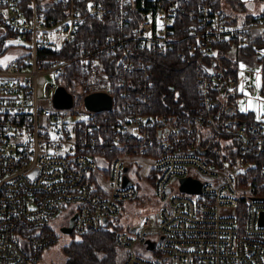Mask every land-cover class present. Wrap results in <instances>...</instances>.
<instances>
[{
    "label": "built area",
    "instance_id": "2783aa9c",
    "mask_svg": "<svg viewBox=\"0 0 264 264\" xmlns=\"http://www.w3.org/2000/svg\"><path fill=\"white\" fill-rule=\"evenodd\" d=\"M88 18L114 31L64 56ZM251 45L264 46V0H0V264L39 261L64 212L78 235L111 226L140 194L132 168L161 206L116 232L119 264H264V121L218 110L239 78L217 60L239 52L261 66L264 51H240ZM171 50L200 53L194 112L150 111L154 70L141 53ZM59 85L70 107L55 105ZM95 91L112 107L87 108ZM184 177L200 191L182 190Z\"/></svg>",
    "mask_w": 264,
    "mask_h": 264
},
{
    "label": "trees",
    "instance_id": "16d2710c",
    "mask_svg": "<svg viewBox=\"0 0 264 264\" xmlns=\"http://www.w3.org/2000/svg\"><path fill=\"white\" fill-rule=\"evenodd\" d=\"M114 28V25L108 21L88 18L81 27L75 42L66 47L64 56H70V49L81 44L90 46L99 44L108 33L114 31ZM240 51L245 55H250L255 51V47L251 45ZM222 53L223 55L217 61L222 63L224 74L237 75L239 52L235 55ZM141 54L151 61L154 70L155 106L150 111L169 115L194 112L198 105V84L195 76L200 66V53L187 54L186 58H181L177 50ZM105 58L107 60V57ZM106 67L110 72L113 71L112 66L107 65ZM260 67L261 83L264 88V56ZM65 84L73 91L70 82H65ZM237 96L238 93L230 94L223 100L218 107L220 114L223 117L250 119V113L236 109ZM47 229L52 230L50 227ZM119 230H123L122 227L114 222L101 231L79 235L78 239L72 240L63 247L66 255L65 264H119L118 248L115 244V234ZM72 234L75 235L74 232ZM32 264L40 263L37 261Z\"/></svg>",
    "mask_w": 264,
    "mask_h": 264
},
{
    "label": "rangeland",
    "instance_id": "374dc122",
    "mask_svg": "<svg viewBox=\"0 0 264 264\" xmlns=\"http://www.w3.org/2000/svg\"><path fill=\"white\" fill-rule=\"evenodd\" d=\"M261 4L263 3H257L254 8H245L241 10L240 13L242 16L246 15L248 12L257 14ZM255 49L262 53V51H264V46L256 45ZM260 53L258 54L259 57L261 56ZM9 55L10 54H7L5 57L2 56L3 58L1 57V59L3 60L6 57H9ZM230 55L232 54L230 53ZM250 56L251 55H248V57ZM252 64H254V66ZM260 71L261 67L255 63V60L250 62L249 59L241 58L238 62L239 91L235 107L239 111L250 113L251 118L248 119L250 121H264V88H262ZM250 72H253L251 78ZM50 81L51 80L48 76H44L40 79L39 93L42 97L47 95L45 92L46 84ZM45 102H48V100H45ZM130 174L135 181L140 183V194L135 199L124 202L123 209L115 220L123 230H128L134 225H137L143 216L157 212L161 206V202L154 196V189L151 185V181L146 177L139 178L134 176L133 168L130 171ZM178 185L179 180L174 182L175 188H177ZM70 213L71 212H64L51 221V225L59 234V240L42 252L39 260L40 264H65L66 255L63 252V247L72 240L79 238L78 234H66L60 230L62 225L68 223ZM121 253L122 252L118 249V262Z\"/></svg>",
    "mask_w": 264,
    "mask_h": 264
},
{
    "label": "water",
    "instance_id": "95a60500",
    "mask_svg": "<svg viewBox=\"0 0 264 264\" xmlns=\"http://www.w3.org/2000/svg\"><path fill=\"white\" fill-rule=\"evenodd\" d=\"M210 71L213 70V67H208ZM54 103L58 107H70L73 104V94L67 90L64 85H59L54 93ZM85 105L87 108L92 110L105 109L112 107V96L105 91H95L85 98ZM198 151L202 154H206L208 149L198 148ZM192 153H195L196 150H192ZM127 169V168H126ZM126 183H129V179L126 177ZM181 189L189 192H197L201 189V183L191 177H184L181 179ZM76 214L72 215L69 219V223L61 226V231L66 234L73 233V221ZM105 218V223H106ZM153 245V242H151Z\"/></svg>",
    "mask_w": 264,
    "mask_h": 264
}]
</instances>
